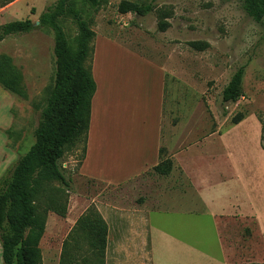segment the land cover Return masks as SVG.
Segmentation results:
<instances>
[{"label":"rangeland","instance_id":"374dc122","mask_svg":"<svg viewBox=\"0 0 264 264\" xmlns=\"http://www.w3.org/2000/svg\"><path fill=\"white\" fill-rule=\"evenodd\" d=\"M56 1H37L29 12L26 1H22L0 16V25L27 18L35 25L29 33L9 35L0 41V56L10 58L26 92L21 98L0 87V178L34 142L40 111L53 87V34L36 22ZM148 3L154 8L144 16L130 11ZM74 5L95 33L94 54L86 63L91 65L92 73L94 70L100 89L92 134L96 144L104 147L114 129L105 151L106 167L112 168L113 175L122 178L137 171L144 159L153 157L152 149H146L144 142L153 136L157 78L154 74L152 80L148 78V72L129 58L137 57L155 64L163 73L162 115L158 122L161 158H168L169 150L175 151L174 161L191 183L219 180L225 191L233 185L242 206L250 202L263 211L264 21L251 19L238 0H101L97 7L86 0H75ZM59 22L74 47L76 23L69 15ZM159 22L167 24L165 31L159 29ZM196 41L206 42L208 47L200 51L189 46ZM239 67H244L242 95L233 103H222V90ZM129 74L134 77L133 84H129ZM127 84L129 90L123 92ZM134 101H138V110L132 108ZM129 112L139 121L138 131L129 130L132 122L123 118ZM237 114L242 120L235 124ZM81 148V141L67 147L60 160L69 188L58 182L49 188L61 200L67 198V213L65 217L48 213L39 243L40 264H58L64 240L91 206L109 227L110 257L117 242L148 240L144 206L167 175L160 176L150 168L129 181L110 183L81 172ZM232 171L238 175L239 184H231ZM173 178L182 179L178 170ZM153 219L162 221L166 217L155 215ZM256 221L253 216L242 222V251L257 264H264V237ZM121 251L124 254L118 257L126 263L127 249ZM86 256L85 250L80 251L78 263L82 264Z\"/></svg>","mask_w":264,"mask_h":264},{"label":"trees","instance_id":"16d2710c","mask_svg":"<svg viewBox=\"0 0 264 264\" xmlns=\"http://www.w3.org/2000/svg\"><path fill=\"white\" fill-rule=\"evenodd\" d=\"M15 0H0V7ZM75 0H57L38 17V26L53 34L55 75L52 90L42 107L34 142L21 155L10 172L0 178V245L2 264H40V240L44 234L49 212L60 217L67 213V198L63 200L49 192L58 182L69 188V180L61 167L66 148L82 143L80 161L84 158L89 129L91 99L96 90L91 65L95 33L90 24L75 8ZM97 7L101 0H86ZM245 13L255 22L264 21V0H238ZM148 3L130 9L136 16L153 11ZM34 9H31L33 13ZM69 15L77 26L75 46H71L59 20ZM158 27L166 30L167 24ZM35 28L30 19L0 25V41L6 36L29 33ZM189 46L203 51L206 42H190ZM244 67H239L222 90V103H233L242 94L240 90ZM0 87L12 95L25 98L26 92L20 72L7 56H0ZM237 114L233 123L238 124ZM261 139L264 140V128ZM162 150L160 149V155ZM172 162L161 158L153 167L160 175H169ZM108 225L95 206L81 215L62 244L58 264H79L77 256L86 251L82 264H105ZM83 244L85 249L82 248Z\"/></svg>","mask_w":264,"mask_h":264},{"label":"crops","instance_id":"0c3cea01","mask_svg":"<svg viewBox=\"0 0 264 264\" xmlns=\"http://www.w3.org/2000/svg\"><path fill=\"white\" fill-rule=\"evenodd\" d=\"M22 1H26L25 5L28 12L29 7H36L37 1L45 2V4L47 2V0H15L4 7H0V16H4ZM129 58L134 65L148 72V78L151 77L152 80L153 74L157 78V82H154L157 105H155L154 109L156 119L152 130L153 136L148 138L149 141L144 142L146 149H152L153 157L150 160L144 159L137 171L126 174L122 178L115 177L112 168L106 167L105 151L107 150L108 142L112 138L110 134H115V132H112L113 129L109 133L110 139L106 138V146L103 147L98 146V143L96 144L92 130L95 102L100 89L98 79L93 70L92 76L96 84V90L91 99L85 155L80 161L79 167L81 172L98 179H105L110 183L134 179L143 174L144 171L156 166L161 159L160 145L162 137L158 122L162 115L163 102L162 69L149 61L137 57ZM128 79L129 84H133L134 77L132 74L128 75ZM125 86L126 88L122 89L123 92L129 90V85ZM132 94L133 92H130V96ZM150 94H148V98ZM137 102L134 101L132 103L134 110H138L135 107ZM143 109L145 110L144 107ZM124 117L125 120L132 122V129L129 130L138 131L136 124L139 121L133 119L134 113L129 112ZM99 152H101L100 156H102L101 162L99 161ZM174 152L168 151V158L172 162L171 172L167 175V179L163 181V185L155 188L154 192L151 193L144 206L145 210L143 213L145 214L143 215L145 216V221H147L145 229L148 238L147 242L127 244L117 242L114 247L115 252L110 257L108 227L105 264H257V262L246 257L242 251V222L255 216L260 232L263 233L264 237V228L262 227L264 210L259 212L250 202L242 206L236 200L238 195L231 184H239V177L233 171L231 186L226 191L219 180L204 181L197 184L191 183L187 179L184 170L176 165L173 157ZM93 166L96 169L95 171H93ZM177 170L180 172L181 180H179L180 178H173V174ZM168 178H170V181L166 183ZM155 215L164 216L166 219L162 221L153 219ZM183 219L186 220L185 223L181 222ZM121 249H127L126 263L120 261L118 257L123 253ZM132 249H135L134 252L130 251Z\"/></svg>","mask_w":264,"mask_h":264},{"label":"water","instance_id":"95a60500","mask_svg":"<svg viewBox=\"0 0 264 264\" xmlns=\"http://www.w3.org/2000/svg\"><path fill=\"white\" fill-rule=\"evenodd\" d=\"M36 24H38V22H36Z\"/></svg>","mask_w":264,"mask_h":264}]
</instances>
